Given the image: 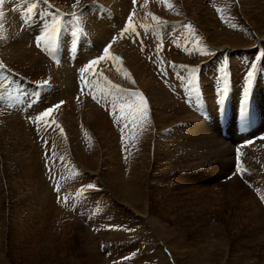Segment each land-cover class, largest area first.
I'll list each match as a JSON object with an SVG mask.
<instances>
[{"label": "rangeland", "instance_id": "374dc122", "mask_svg": "<svg viewBox=\"0 0 264 264\" xmlns=\"http://www.w3.org/2000/svg\"><path fill=\"white\" fill-rule=\"evenodd\" d=\"M129 1L0 0V264H264V120L230 108L248 103L249 71L264 90V25L258 36L229 9L194 31L172 6ZM135 91L149 112L134 126L114 117ZM218 112L232 131L190 128Z\"/></svg>", "mask_w": 264, "mask_h": 264}, {"label": "bare ground", "instance_id": "6f19581e", "mask_svg": "<svg viewBox=\"0 0 264 264\" xmlns=\"http://www.w3.org/2000/svg\"><path fill=\"white\" fill-rule=\"evenodd\" d=\"M2 1V0H1ZM84 1H87V0H80V2H84ZM117 1V2H116ZM144 8L148 7L151 3H154L156 1V4L157 6L163 8V9H168L169 6H172L173 7V10H169V14H172L174 13L173 15H177L178 13L177 12H180V16L182 17V20L181 22H184V23H189L190 25H194L195 26V29H193L194 31H199V27H201L199 24H202V23H205L206 24V27H208L209 25H214L217 18H219L220 16H222V13L225 11V10H229L231 9L233 12H237L238 15L237 18H241L242 19V24L246 25L249 29H251L252 32H254L255 34H257L258 36L260 35L259 31H260V27L264 25V0H137ZM136 1V2H137ZM95 0L93 1L92 0V3L96 4V5H99V6H92V9L97 11L98 12V9L101 8V7H105V6H112L111 8H117V11H122V10H125L129 4V0ZM1 3V2H0ZM5 3V2H4ZM8 4V3H6ZM5 4V5H6ZM86 4V3H85ZM139 4V5H140ZM46 5V3L44 4ZM53 5V4H52ZM137 5V4H136ZM138 5V6H139ZM46 6H49V5H46ZM73 6V5H72ZM70 6V7H72ZM3 7V4L0 5V8ZM90 7V6H89ZM137 7V6H136ZM83 8V7H82ZM102 8V9H103ZM171 8V7H170ZM8 9V8H7ZM80 9V8H79ZM89 9V8H88ZM105 9V8H104ZM152 8H148L147 10H151ZM81 10V9H80ZM7 11V10H6ZM141 11V10H140ZM209 11H213L212 13H210ZM216 11V12H214ZM223 11V12H222ZM2 12V11H1ZM115 12V11H114ZM160 12V10H159ZM116 13V12H115ZM140 13V12H139ZM138 14V13H137ZM141 14V13H140ZM147 14V13H146ZM145 14V15H146ZM216 15V19L214 17V15ZM4 14H1L0 13V16H3ZM116 15V14H115ZM125 15V14H124ZM228 16V15H227ZM151 17V16H150ZM149 17V18H150ZM226 17V16H225ZM104 18V17H103ZM148 18V19H149ZM96 19V17H95ZM114 19V18H113ZM219 20V19H218ZM240 20V19H239ZM110 22V21H109ZM155 22V21H154ZM195 22H198L199 24H196L195 25ZM111 24V22H110ZM113 24V23H112ZM115 24V23H114ZM155 24V23H154ZM152 25V24H151ZM109 26V25H108ZM145 26V25H144ZM182 25H180L178 28H181ZM24 28V27H23ZM105 28V27H104ZM107 29V28H106ZM153 29V28H152ZM206 29V28H205ZM105 31V30H104ZM250 31V32H251ZM263 32V31H262ZM200 33V32H198ZM151 34V33H150ZM66 35V33H65ZM64 35L62 34V37L61 38H65V41H69L70 38L68 39V36L67 37H63ZM204 40L206 39L204 34L202 33L201 35ZM262 36V35H261ZM256 37V36H255ZM259 38V37H258ZM203 42V41H202ZM206 46H208V42L206 41L205 42ZM210 45V43H209ZM259 48V47H258ZM256 48V49H258ZM252 49V48H251ZM250 50V49H249ZM92 51V50H91ZM218 51V50H217ZM218 52H221V51H218ZM93 53V52H92ZM154 54V53H153ZM221 54H223L221 52ZM156 55V54H155ZM216 57V56H215ZM220 57V56H219ZM219 57H216V58H219ZM240 57V56H239ZM156 59V58H154ZM155 62V61H154ZM157 62V60H156ZM145 65V64H144ZM244 66V65H243ZM65 68V67H64ZM174 69V68H173ZM214 69V68H213ZM66 70V69H65ZM202 70V69H201ZM62 71V70H61ZM67 71V70H66ZM66 71H64L63 69V72L65 73ZM255 73V72H254ZM127 74V73H126ZM210 74V73H209ZM224 76V75H223ZM96 77V76H95ZM196 77V76H195ZM261 77V76H260ZM64 78L66 80V86H67V93L68 94H71V92H73V80L70 76L68 75H64ZM99 78V76H98ZM106 79V77H105ZM104 79V80H105ZM144 79V78H143ZM143 79L141 80L140 78V81L142 82ZM95 80V79H94ZM124 80V79H123ZM139 80V79H138ZM254 80V79H253ZM251 81V83L249 84V80L247 81V83H243L245 85H247L248 89L245 91V93L243 94L244 95V100H246L248 103H242L241 102V99L240 97L242 95L239 96L238 98V102H236V104L234 105V108L230 107L232 112L234 113V116L236 118H239L241 117V114L243 115V111L240 109L243 108L245 111H246V107L245 105H249V103H252V113L253 114H256L258 115L257 118L259 117H262V120H264V110L261 109L260 111H258L256 109V103H255V97H259L261 98L260 100L264 101V90L260 89L259 86L257 84H255L254 81ZM93 81V80H92ZM95 83V82H94ZM144 83V82H143ZM136 84V83H135ZM145 84V83H144ZM184 84V83H183ZM92 85V84H91ZM95 85V84H94ZM93 85V86H94ZM118 85V84H117ZM134 85V84H132ZM137 85V84H136ZM96 86V85H95ZM102 86V84H101ZM138 86V85H137ZM182 86V85H181ZM237 86V85H236ZM263 86V85H262ZM129 88V86H128ZM244 88V87H243ZM100 89V88H99ZM120 89V88H119ZM118 89V90H119ZM124 90V89H123ZM250 90V98L251 96L253 95V99L251 100L249 98V95L247 92H249ZM251 90L253 91H256L255 92H252ZM131 91V90H130ZM222 91V90H221ZM104 92V91H103ZM116 92V91H115ZM118 92V91H117ZM236 92V91H235ZM252 92V93H251ZM111 93V92H110ZM225 93V92H224ZM125 94V93H123ZM238 94V93H237ZM74 95V94H73ZM70 96V95H69ZM219 96V95H218ZM243 97V96H242ZM112 98V97H111ZM221 99V98H220ZM223 100V99H222ZM251 100V101H250ZM219 102V101H218ZM244 102V101H243ZM213 104V103H212ZM224 104V103H223ZM219 105V104H218ZM232 105V104H231ZM77 107V106H76ZM88 107V106H87ZM222 108V105L221 107L219 106L217 108L218 109H221ZM89 109V108H88ZM223 109V108H222ZM113 110V109H111ZM227 110V108H226ZM250 110V109H249ZM251 111V110H250ZM226 113V112H225ZM247 113V112H246ZM250 114V113H249ZM206 115V114H205ZM222 114H220L219 112L218 113H215L213 115H211V117L209 115L208 118H207V122H205L204 120L205 119H201L199 123H196V125H191L190 128H192V130L195 132H202L201 134V137H205L206 135L205 134H212L214 136H216L214 133H222L223 131V127L225 128H228L229 130H233V128L231 127L232 125V122H229L227 120H224L222 117H221ZM111 116V115H110ZM206 116V117H207ZM235 118V120H236ZM208 119H210L208 121ZM261 119V118H260ZM198 120V119H197ZM264 122V121H263ZM194 124V123H193ZM237 128V126H236ZM211 136V135H210ZM213 136V137H214ZM209 137V136H208ZM216 137H220V136H216ZM254 137V136H253ZM212 138V137H211ZM219 139V138H218ZM191 140V139H190ZM209 140V139H208ZM212 141V139H211ZM168 142V141H167ZM193 142V141H192ZM263 142V141H262ZM177 143V142H176ZM195 143V142H194ZM262 144V143H261ZM161 145V144H160ZM259 145H257L258 147ZM161 147V146H160ZM260 147V146H259ZM212 148V147H211ZM217 149V148H216ZM228 149V148H227ZM224 151V150H223ZM216 152V151H215ZM172 153V152H171ZM164 154V153H163ZM231 153H223V154H220L218 155L219 157L215 160H211V155L210 156H207L206 158H204V162L205 163H202V161H197L195 164H189L190 166H196L197 164L199 166H207L208 164H225L226 162H228V160L231 161L232 159V156L230 155ZM167 155V154H166ZM213 155V154H212ZM215 155V154H214ZM158 156V155H157ZM162 156V155H161ZM172 156V154H171ZM231 156V157H230ZM238 160L240 162H244V163H247V161L243 158V157H239L237 156ZM248 158V157H247ZM249 159V158H248ZM189 161V160H188ZM210 161H212L211 163H209ZM219 161L218 163H214V162H217ZM159 163V162H158ZM180 164V163H179ZM164 166V165H163ZM181 166V165H180ZM194 166V167H195ZM167 167V166H166ZM174 167H178L177 165H174ZM162 168V167H161ZM181 168V167H180ZM178 168V169H180ZM199 168V167H198ZM215 168L216 166L215 165H212L210 167V171L211 172H214L215 171ZM223 168V167H222ZM196 169V168H195ZM225 169V168H223ZM227 170V169H226ZM223 173V172H222ZM184 178V177H183ZM161 179V178H160ZM185 180V179H184ZM210 182V181H209ZM180 185V184H179ZM189 186V185H188ZM169 186H167L168 188ZM194 187V186H193ZM196 187V186H195ZM166 190L168 191L169 189ZM170 188V187H169ZM181 188V187H180ZM183 189V188H182ZM194 191L197 190L195 188H193ZM204 189V188H203ZM177 190V189H176ZM190 190H185L184 192L185 193H189ZM193 191V192H194ZM166 192V191H165ZM173 192V191H171ZM178 192V191H177ZM176 192V193H177ZM182 192V191H181ZM192 192V190L190 191ZM220 192V191H219ZM169 194H172V193H169ZM218 194V193H217ZM179 195V194H178ZM222 195V194H221ZM218 196L216 197L215 199L219 201V208H221L222 206H224L227 201L223 202L222 199L223 197L222 196ZM175 196V195H174ZM177 196V195H176ZM214 196V195H213ZM170 197V196H169ZM173 198V197H172ZM176 198V197H174ZM226 199V196L224 197ZM171 199V198H169ZM146 202V200H145ZM216 202V201H215ZM243 203V202H242ZM147 202H146V206H147ZM149 209V208H148ZM220 210V209H219ZM151 212V211H149ZM187 262V261H186ZM188 263V262H187Z\"/></svg>", "mask_w": 264, "mask_h": 264}, {"label": "snow or ice", "instance_id": "6c2138e0", "mask_svg": "<svg viewBox=\"0 0 264 264\" xmlns=\"http://www.w3.org/2000/svg\"><path fill=\"white\" fill-rule=\"evenodd\" d=\"M135 3H136V0H133L134 5H135ZM73 15L75 16L76 14L74 13ZM153 19H157V18L155 16H153ZM189 27H191V26L189 25ZM52 31H53V33L56 31L55 27H53ZM125 31H129V32L134 31L131 15L128 18L127 28L125 29ZM55 38H56L55 35L45 33V35L42 36L40 39L45 41L46 43L53 44L55 42ZM110 47H111V45L106 46L103 49V55H101L100 57H98L96 59L91 60L88 63V65L86 66V68L83 69L82 71H88V70L92 69L93 66L99 64L101 61L108 59L109 56L111 55L110 54ZM111 58L113 60L119 59L118 57H115V56H112ZM191 71L194 73L196 70L191 69ZM252 76H253V72L249 71L248 72L249 84L252 81ZM48 83H49L48 80H44L42 82V86L47 85ZM112 87H117V86L113 85ZM59 107H60V105H56L54 107L48 108L47 110H45L41 114H39L36 117V119L39 121H44L46 118H49L50 114L53 113ZM119 110L121 113V117L120 118L114 117V119H117V120L123 119L124 121L129 122L134 126L141 123V122L147 121L148 112H149L148 103H147L145 97L143 96V94L140 93L139 91L131 92L130 98L127 99L126 102H124L120 105ZM61 132H62V129H61ZM45 144H46V142H45ZM90 187H94V186H90ZM262 199H264V197H262Z\"/></svg>", "mask_w": 264, "mask_h": 264}]
</instances>
